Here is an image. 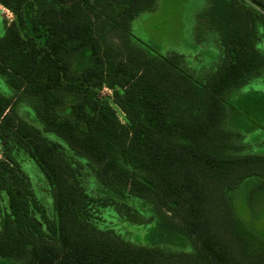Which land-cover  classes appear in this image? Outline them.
I'll return each instance as SVG.
<instances>
[{"label":"trees","instance_id":"trees-1","mask_svg":"<svg viewBox=\"0 0 264 264\" xmlns=\"http://www.w3.org/2000/svg\"><path fill=\"white\" fill-rule=\"evenodd\" d=\"M156 3L0 0L15 18L0 21L1 263L264 264L236 209H264V153L231 117L264 86V0H209L203 77L134 35ZM154 222L189 248L125 225Z\"/></svg>","mask_w":264,"mask_h":264},{"label":"rangeland","instance_id":"rangeland-1","mask_svg":"<svg viewBox=\"0 0 264 264\" xmlns=\"http://www.w3.org/2000/svg\"><path fill=\"white\" fill-rule=\"evenodd\" d=\"M204 12L209 14V0H157L151 12L141 14L133 21L132 31L141 41L153 46L160 53L179 55L193 75L203 77L215 70L216 61L219 59L218 45L209 37L208 30L202 29ZM5 17L6 15L0 12V21L10 24ZM14 19L12 14V21ZM0 86L4 87L1 79ZM111 95L112 92L107 87H103L99 92L101 98L110 100ZM232 99L231 103L237 112L231 117L236 120L238 127L243 129L246 141L257 146L254 149L263 154L264 121L259 117L264 114V86L255 84L244 87ZM118 114L122 119L121 113ZM236 209L243 221L264 235V209L257 218L251 217L242 195L237 200ZM125 225L133 242L137 244L164 243L182 250L189 248L187 240L156 222L145 226ZM0 264L3 263L0 261Z\"/></svg>","mask_w":264,"mask_h":264},{"label":"built area","instance_id":"built-area-1","mask_svg":"<svg viewBox=\"0 0 264 264\" xmlns=\"http://www.w3.org/2000/svg\"><path fill=\"white\" fill-rule=\"evenodd\" d=\"M0 12H1L2 14H5V15H6L5 20H6L7 22H9V23L12 22V13H11L8 9L4 8L3 6H1V8H0Z\"/></svg>","mask_w":264,"mask_h":264},{"label":"crops","instance_id":"crops-1","mask_svg":"<svg viewBox=\"0 0 264 264\" xmlns=\"http://www.w3.org/2000/svg\"><path fill=\"white\" fill-rule=\"evenodd\" d=\"M209 34V33H208Z\"/></svg>","mask_w":264,"mask_h":264}]
</instances>
